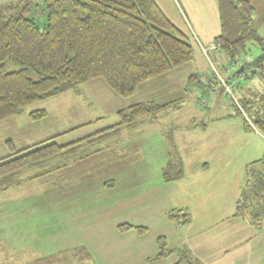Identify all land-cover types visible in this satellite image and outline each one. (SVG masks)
I'll use <instances>...</instances> for the list:
<instances>
[{"label": "rangeland", "instance_id": "obj_1", "mask_svg": "<svg viewBox=\"0 0 264 264\" xmlns=\"http://www.w3.org/2000/svg\"><path fill=\"white\" fill-rule=\"evenodd\" d=\"M11 1L13 0H0V6ZM30 1L33 4L31 14L37 17V21L42 27L46 21L44 0ZM249 1L255 7L252 16L253 27L264 41V0ZM167 2L169 3H161L167 17L191 39L195 54L192 61L142 83L135 95L129 98L118 96L103 79H98L81 84L78 87V91H83L81 94L76 90H69L29 105L24 112L0 122V158L7 156L12 149H23L59 134L61 135L57 137V142L60 144H68L82 137L90 136L98 130L118 124L120 121L119 111L123 108L126 109L125 106L137 102L151 100L163 103L178 99L174 110L167 109L160 113L159 120L153 125L148 124V127H145L143 131L131 132L123 128L119 140L115 138L116 141L118 140V144H114L113 149L109 150L105 146L99 145L85 148L82 152L92 153L90 159L76 160V164L72 167L78 165L85 172L76 173V177L83 174L97 176L105 173V170L112 167V165L107 167L106 163L111 159L113 153L115 152L116 155V152L122 151L118 154V156H123L119 160L121 162L119 165L128 167L129 176L134 174L136 179L142 180L150 174L147 169H151L152 177L157 185L165 182L174 185L171 186V189L172 195L176 199L180 191L178 187L184 183L194 189H201L202 182L205 184L204 172H207L210 167L211 170L206 173L207 175L205 174L206 180L217 176L218 173L220 176L215 177V184L206 188L207 192L212 194L219 192L223 199L232 197L230 201H226L224 207L230 208L232 213H235L233 209H236V202L245 186L247 166L264 168V131H260L252 125L251 120L255 117L248 118L247 106H244L242 102L244 100L239 95L251 94L254 106L260 109V118L264 119V102L261 101V96L264 95V80L261 79L257 71L258 68L255 66L247 68L241 75L236 77L233 75L243 67L246 61L258 58L261 54V47L257 43H247V53L242 54L235 63H231L228 55L220 49L210 51L205 55L194 35V33L197 34L196 25L198 22L193 21L191 15L185 19L178 9L179 6L182 8L184 6V10L189 13L183 1L168 0ZM190 2L192 1L190 0ZM200 8L205 10L204 1L194 0V8L190 11L198 13ZM199 23L207 25L203 23V20H200ZM207 26L209 29V25ZM213 37V32L210 31L208 37L201 40L210 46L214 44ZM238 62L242 63L238 65ZM241 76L244 78L240 79ZM220 77L221 80L228 78V84H226L231 86V93L225 90L220 82ZM231 78H233L232 81ZM173 84L175 96L169 94ZM41 109H46L47 115L44 118L33 120L30 117V112ZM244 119L249 121L250 128L245 126ZM74 128L77 129L70 131ZM191 133L197 137L200 135V137L193 142L196 144V150L193 146L183 149L182 169L184 173L182 178L176 181H164L162 170L169 161L167 153L170 147L175 146L171 149L172 153L180 152L183 144L188 143L182 141V138L179 145L178 137ZM195 152L199 154V158L206 161V168H202V174H197L194 168L193 161L197 158ZM260 159H263V162L254 163ZM208 163L210 166H207ZM224 167L226 168L224 169ZM73 168L67 170L69 175L66 178L56 179L55 177L59 173H53L0 191V264L30 262L36 257L43 256L40 255L41 251L47 254L48 247L45 245L52 246L61 233L64 232L65 237H70L69 225L57 226L53 224V219L57 214L67 216V213L64 214L63 210L58 209L59 205L50 200L48 195L53 193L55 188H61L58 184L63 185L71 177ZM143 169L147 170L145 177H143ZM121 175L122 172L119 171L111 175L110 178H103V191L113 189L109 188L107 182L110 179L116 182ZM198 180L200 182H197ZM105 184H107V188ZM94 187L95 190L99 188L98 186ZM94 189L92 194L96 195L97 193V196L91 200L90 206L105 199L113 204L116 198L121 197L124 192L120 188H116L110 193V197H107L105 194L101 196L102 193L99 194ZM175 202L178 200L176 199ZM63 204L68 203L64 202ZM94 219L95 222H98L100 218H93L92 221ZM235 220L242 223L239 225H246L251 233L248 234L245 246H238L234 250V245H232L231 254H240V251L247 252L243 264H264V226H254L248 222V219L237 215ZM192 224L195 226L189 227L191 222L184 226L175 224L173 235L175 237L188 235L192 240L200 236L197 234L198 224L195 222ZM72 234H74L73 231H71ZM67 238L63 240V243ZM180 253H175L174 256L167 258L163 264H175L180 259ZM65 260H67V264H91L90 261L95 264L92 260H83L79 257L71 259L67 257ZM174 260H176L175 263H173ZM227 261L229 259L227 260L224 253H216L215 261L211 264H233L232 261Z\"/></svg>", "mask_w": 264, "mask_h": 264}, {"label": "trees", "instance_id": "obj_2", "mask_svg": "<svg viewBox=\"0 0 264 264\" xmlns=\"http://www.w3.org/2000/svg\"><path fill=\"white\" fill-rule=\"evenodd\" d=\"M44 5L46 21L42 27L31 14L30 0H13L0 6V122L24 112L29 105L98 79H103L118 96L129 98L142 83L194 58L190 37L167 17L155 0H44ZM218 8L221 34L214 39L211 49L224 51L230 62L235 63L247 53V43H257L261 54L243 66L245 70L257 67L264 80V41L252 24L255 7L249 0H218ZM203 52L207 55L208 49L203 48ZM243 100L248 118L255 117L252 125L264 131L260 109L254 106L253 99ZM261 101L264 102V95ZM177 104V100L165 104L140 102L120 110L118 124L100 133L68 144H60L53 137L23 149H12L0 158V191L51 175L77 158L83 160L87 157L84 155L87 152H82L85 148L101 145V141L108 140L123 126L137 127L145 117L155 120ZM46 115L45 109L30 112L33 120ZM244 122L251 127L248 120ZM183 173L179 157L171 152L162 170L164 180H179ZM246 173L236 215L261 227L264 226V168L249 165ZM180 212H170L171 221L183 226L190 224V215ZM120 228L133 227L121 225ZM136 229L141 233L146 230ZM158 247L157 259L171 254L164 237L158 239ZM74 253L71 256L67 251L60 260L45 257L31 264H67V257L82 255L79 258L86 260L89 256L85 247ZM180 254L175 264H195L187 251Z\"/></svg>", "mask_w": 264, "mask_h": 264}, {"label": "crops", "instance_id": "obj_3", "mask_svg": "<svg viewBox=\"0 0 264 264\" xmlns=\"http://www.w3.org/2000/svg\"><path fill=\"white\" fill-rule=\"evenodd\" d=\"M167 1L155 0L162 10L164 8L161 3H169ZM182 1L189 10L188 13L184 10V6L183 8L181 6L178 7L183 17L186 19V17L189 18L191 15L193 21L198 22L196 25L197 34L194 33V35L202 52L203 48H207L208 52L217 51V49L212 50V45L207 46L201 39L207 38L210 31L213 32V40L221 34V20L218 0H203L205 3V10L200 8L198 13H192L190 11L194 8V0H191L192 2H190V0ZM200 20H203L204 24L209 25V29L207 28V25H201L199 23ZM230 72H233V70H230ZM236 72L233 77L243 74L242 72L241 74L236 75ZM242 78H244V76L240 77V79ZM78 90L79 89L77 88L76 91ZM78 92L81 94L83 91ZM169 94L171 96H175L174 84L172 90H169ZM239 96L245 100L253 98L251 94H241ZM175 100L178 99L163 103L159 102V104H165ZM144 102H151V100ZM131 105L125 107L128 108ZM158 118L151 120L150 118L145 117L139 120L138 126L134 128L123 126L119 128L118 131L113 133L108 140L105 139L101 141L102 144L99 146H105L109 150L113 149L112 147H114V144H118L117 142L121 136L123 128H126L131 132L143 131L145 127H148V124L153 125V123L157 122L159 120ZM109 127H106L105 129ZM76 129L77 128H74L70 131H74ZM105 129L100 131L98 130L94 134L100 133ZM60 135L61 134L53 137H56L57 141V137ZM199 137L200 135L197 137L194 133L178 137L179 145V141L182 138V141L188 143L185 145L183 144L180 148V152L176 151L181 165L183 164V149H185V147L190 148L193 146L194 150H196V144L193 142ZM83 138L85 137L80 139ZM115 138H118V140L116 141ZM174 147L175 146L172 148L170 147V150L167 153L168 159L171 149ZM112 152H114V150H112ZM121 152L122 151L116 152V155L114 152L111 159L106 163L107 167L111 165L112 167L105 170V173L97 176L83 174L76 177V173H85L78 167V165H76L77 167H72L76 164V160H79L78 158H74L76 159L74 162L67 164L65 167L54 173H59L58 176L55 177L56 179L66 178L69 175L67 170L73 168L71 177H69L63 185L58 184L61 188H55L53 192L54 194L50 193L48 195L50 200L55 201L59 205L58 209L63 210L62 212L64 214L65 212L67 213V216L60 215V213L57 214L53 219V224L57 226L62 224L69 225L70 237L67 238L65 237L64 232L61 233L57 240L53 242L52 246L49 247L45 245V247H48L47 254L39 251L41 253L40 255L43 256L36 257L32 261L24 264H31L32 262L45 257L62 259L63 253L67 251L71 253L72 256L75 255L74 251L79 247H85L87 249L89 253L87 259L89 261L92 260L95 264H163L167 258L174 256L175 253L179 254L182 251H187L190 255H192V261L195 264H211L215 261L216 253H224L227 260L229 259V261H232L233 264L245 263L247 252L244 253L243 251H240L241 253L238 252L240 254H231L232 245H234V250L238 246H245L248 241V234L251 233L246 225H239L242 223L235 220L237 202L236 209H233L235 213H232L230 208L228 209L227 207H224L226 201H230L232 197L223 199L221 193L215 192V194H212L206 190L208 186L216 183L215 177H219L220 173H218L217 176L207 178L206 180V173L211 170L209 167V170L204 172L205 184L202 182L201 189L199 190L194 189V187L188 186L185 183L182 184L178 187L180 188V191L176 196L178 202H175L176 199H174L171 189V186L174 185L166 182L157 185L154 182V177H152L153 174L151 169H147L150 171V174H148L147 178L142 180L136 179L134 174L129 176L127 173L128 167L125 165L123 167L119 165L121 163L119 160L123 158V156H118ZM91 153L92 152H87L84 155H87L86 158L90 159L89 157ZM196 155L197 158L193 161L194 168L195 171H197V174H202V168H206V161L199 158L198 153H196ZM107 159H109V157H107ZM207 166H210V164L208 163ZM225 168L226 167H224V169ZM147 170H142L144 172L143 177L147 175ZM119 171L122 172V175L118 178V180H116V182H114L113 179H110L109 182H107L109 188L113 189L103 191V178H110L111 175L116 174ZM197 182H200V180ZM143 183H145L144 187H142ZM107 184H105L106 188ZM94 186H98L100 189L96 188L95 190ZM116 188H120V190L124 192H122L121 197L116 198V201L113 202V204H111V201L105 199L101 200L99 203H93L90 206L91 200L97 196V193L96 195L92 194L94 193L93 189L98 191L99 194L102 193L101 196L105 194V196L110 197V193ZM64 202H67L68 204L64 205ZM179 210L181 211L180 213L189 214L192 218L191 226L189 227L195 226L192 224L194 222L195 224H198L197 234H200V236H197L192 240L188 235H178L176 237L173 235L175 224L169 218V214L172 211ZM97 217L100 218L98 219V222H95V219L92 221L93 218ZM121 225H129L133 228L121 230ZM136 227H144L146 230L141 233L136 229ZM71 231H73L74 234L71 235ZM160 237H164L167 240V245L171 249V254L167 257L157 259V254L159 253L158 239ZM65 238L67 239L63 243ZM4 241L7 242L6 240ZM77 256L83 257L82 255ZM175 261L176 260H174L173 263H175ZM90 263L92 264L91 261Z\"/></svg>", "mask_w": 264, "mask_h": 264}, {"label": "built area", "instance_id": "obj_4", "mask_svg": "<svg viewBox=\"0 0 264 264\" xmlns=\"http://www.w3.org/2000/svg\"><path fill=\"white\" fill-rule=\"evenodd\" d=\"M220 82H221V84H223V86H224V88H225V90H227L228 92H232L231 91V86L230 85H227L228 83H227V81H225V79H222L221 80V77H220ZM227 83V84H226ZM233 85V84H232ZM233 86H235V85H233Z\"/></svg>", "mask_w": 264, "mask_h": 264}, {"label": "water", "instance_id": "obj_5", "mask_svg": "<svg viewBox=\"0 0 264 264\" xmlns=\"http://www.w3.org/2000/svg\"><path fill=\"white\" fill-rule=\"evenodd\" d=\"M245 71V67L243 66V67H241V69H239L237 72H236V75L237 74H241L242 72H244Z\"/></svg>", "mask_w": 264, "mask_h": 264}]
</instances>
